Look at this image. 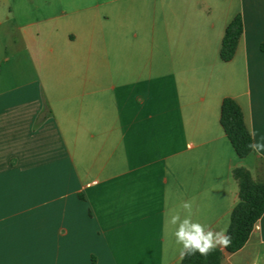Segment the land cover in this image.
<instances>
[{
    "label": "crops",
    "instance_id": "0c3cea01",
    "mask_svg": "<svg viewBox=\"0 0 264 264\" xmlns=\"http://www.w3.org/2000/svg\"><path fill=\"white\" fill-rule=\"evenodd\" d=\"M224 98L260 141L264 0H0V264H179L165 213L193 199L227 231L264 152L236 156ZM262 257L264 213L221 264Z\"/></svg>",
    "mask_w": 264,
    "mask_h": 264
},
{
    "label": "trees",
    "instance_id": "16d2710c",
    "mask_svg": "<svg viewBox=\"0 0 264 264\" xmlns=\"http://www.w3.org/2000/svg\"><path fill=\"white\" fill-rule=\"evenodd\" d=\"M242 33V19L237 15L224 31L219 50L222 62L233 59ZM219 123L238 158H246L252 153L246 147L250 139L242 110L232 98L222 100ZM232 178L237 184L238 191L227 229L228 235L232 238L230 245L223 250L215 249L207 257L197 253L190 258L181 259L179 264H221L226 256L236 253L245 245L254 225L264 213V179H254L245 168L233 169Z\"/></svg>",
    "mask_w": 264,
    "mask_h": 264
},
{
    "label": "clouds",
    "instance_id": "9594fccd",
    "mask_svg": "<svg viewBox=\"0 0 264 264\" xmlns=\"http://www.w3.org/2000/svg\"><path fill=\"white\" fill-rule=\"evenodd\" d=\"M248 135L250 142L246 147L256 154L264 152V136L257 141L255 129ZM193 204L194 199L185 201L180 205V210L172 209L165 213V225L174 237L175 243L180 246L181 259L190 258L197 253L207 257L218 247L227 248L232 239L226 230L216 231L210 226L194 221Z\"/></svg>",
    "mask_w": 264,
    "mask_h": 264
},
{
    "label": "rangeland",
    "instance_id": "374dc122",
    "mask_svg": "<svg viewBox=\"0 0 264 264\" xmlns=\"http://www.w3.org/2000/svg\"><path fill=\"white\" fill-rule=\"evenodd\" d=\"M113 84H116V85H113ZM118 84H119V82L116 79H114L113 81L108 82L107 83V86H110L115 92H117V90H118V88H117ZM258 264H264V257H262L260 259V261L258 262Z\"/></svg>",
    "mask_w": 264,
    "mask_h": 264
}]
</instances>
